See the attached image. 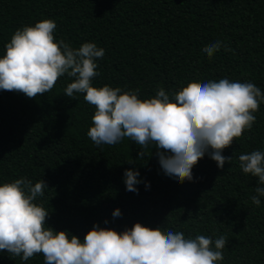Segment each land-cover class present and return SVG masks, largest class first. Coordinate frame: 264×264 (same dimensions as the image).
I'll return each mask as SVG.
<instances>
[{
  "label": "trees",
  "instance_id": "1",
  "mask_svg": "<svg viewBox=\"0 0 264 264\" xmlns=\"http://www.w3.org/2000/svg\"><path fill=\"white\" fill-rule=\"evenodd\" d=\"M45 19L56 22L57 42L105 49L94 87L139 89L141 99L163 88L174 98L190 82L227 78L264 92V0H0V58L16 30ZM217 41L231 51L222 46L209 59L203 49ZM73 80L65 75L31 99L0 90V186L43 179L48 188L34 202L49 212L47 226L81 241L97 223L121 233L141 223L186 238L223 235L219 264H264V197L259 207L252 202L258 178L239 167L240 155L264 152V102L252 129L223 151L230 163L220 169L206 154L193 180L179 183L165 174L154 144L142 159L128 138L95 145L87 135L95 107L85 94L65 95ZM129 169L140 174L138 193L126 189ZM0 264H44V257L0 251Z\"/></svg>",
  "mask_w": 264,
  "mask_h": 264
},
{
  "label": "clouds",
  "instance_id": "2",
  "mask_svg": "<svg viewBox=\"0 0 264 264\" xmlns=\"http://www.w3.org/2000/svg\"><path fill=\"white\" fill-rule=\"evenodd\" d=\"M56 28L54 20L45 19L15 31L0 58V90L31 99L51 91L65 75L74 78L65 95L75 99L74 93L85 94L83 99L95 107L87 135L97 146L128 138L141 146L142 159L154 144L165 174L183 183L193 180L192 169L206 154L223 169L233 158L223 151L256 122L254 113L264 102V92L252 82H190L174 98L161 88L149 99H141L139 89L122 93L120 87H94L92 81L100 75L96 61L103 59L105 49L93 42L77 49L63 38L57 42ZM222 46L231 51L220 41L203 51L211 59ZM239 162L245 174L258 178L251 199L259 207L264 197V152L242 154ZM139 175L126 170L128 191L138 193ZM47 188L43 179L33 186L26 177L0 186V251L24 261L43 254L44 264H219L224 259L223 235L214 241L205 235L186 238L183 232L141 223L122 233L97 223L83 241L67 230L56 232L47 226L49 212L34 202ZM120 215L119 209L113 213Z\"/></svg>",
  "mask_w": 264,
  "mask_h": 264
}]
</instances>
